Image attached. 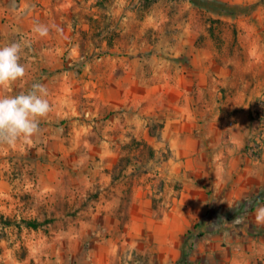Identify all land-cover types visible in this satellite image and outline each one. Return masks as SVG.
<instances>
[{
  "label": "rangeland",
  "instance_id": "rangeland-1",
  "mask_svg": "<svg viewBox=\"0 0 264 264\" xmlns=\"http://www.w3.org/2000/svg\"><path fill=\"white\" fill-rule=\"evenodd\" d=\"M218 1L0 0V46L30 43L0 96L40 83L53 107L0 150V264H222L221 233L264 229L210 185L182 195L243 116L264 150V0Z\"/></svg>",
  "mask_w": 264,
  "mask_h": 264
},
{
  "label": "crops",
  "instance_id": "crops-1",
  "mask_svg": "<svg viewBox=\"0 0 264 264\" xmlns=\"http://www.w3.org/2000/svg\"><path fill=\"white\" fill-rule=\"evenodd\" d=\"M248 125L249 119L243 116L229 137L223 139L225 144L218 154V157L222 156V159L213 163L211 166L213 171L201 173L203 178L197 184L184 179L182 195L190 186L204 199L205 195L208 196L206 191L209 190L205 185H210L211 189L216 191L217 196L225 193L223 198L242 202L264 192V150L258 157H251L245 151L249 145L247 140ZM195 198L198 197L195 196ZM263 203L264 201L258 202L251 212H254ZM242 214H239V217ZM257 229L243 241L241 240L242 233L239 231L234 232L231 241L228 233H221L217 238L218 247L221 246L224 254L223 261L220 263L251 264L258 258H264V239L260 236L264 234V229Z\"/></svg>",
  "mask_w": 264,
  "mask_h": 264
},
{
  "label": "clouds",
  "instance_id": "clouds-1",
  "mask_svg": "<svg viewBox=\"0 0 264 264\" xmlns=\"http://www.w3.org/2000/svg\"><path fill=\"white\" fill-rule=\"evenodd\" d=\"M32 32L46 37L49 27L38 23ZM27 47H30V43L23 39L0 46V88L8 89L26 76L27 70L21 59ZM48 96V89L40 83H33L26 93L21 91L14 96H0V150L18 143H34V138L40 133V121L47 119L53 110ZM255 220L258 224H264V206L256 209ZM235 221L240 223L241 218H235Z\"/></svg>",
  "mask_w": 264,
  "mask_h": 264
},
{
  "label": "trees",
  "instance_id": "trees-1",
  "mask_svg": "<svg viewBox=\"0 0 264 264\" xmlns=\"http://www.w3.org/2000/svg\"><path fill=\"white\" fill-rule=\"evenodd\" d=\"M191 3L194 5L200 7V8H205L207 10L211 11H219L224 13V9L229 8L226 4H223L222 2L218 0H190ZM249 143V141H248ZM248 147V146H247ZM262 199H264V192L262 194H259L257 196H254L252 198H248L247 200H244L240 203L239 208L236 212V215L242 214L248 210H253L255 205L260 202ZM29 227L32 228H38L39 227V222L36 220H30L25 222ZM201 221L196 222V224L193 227L192 231H188L189 234H195V231H198L199 228L201 227ZM192 246L190 247V249ZM178 264H188L186 260L181 261Z\"/></svg>",
  "mask_w": 264,
  "mask_h": 264
},
{
  "label": "built area",
  "instance_id": "built-area-1",
  "mask_svg": "<svg viewBox=\"0 0 264 264\" xmlns=\"http://www.w3.org/2000/svg\"><path fill=\"white\" fill-rule=\"evenodd\" d=\"M253 149V153L256 155V157L259 156L260 151L263 149L261 148V145L257 146L256 148H252Z\"/></svg>",
  "mask_w": 264,
  "mask_h": 264
}]
</instances>
